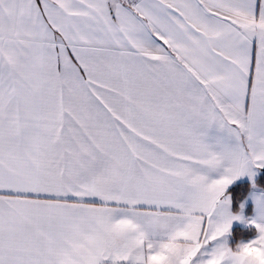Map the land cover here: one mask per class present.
Returning <instances> with one entry per match:
<instances>
[{
	"label": "snow or ice",
	"instance_id": "obj_1",
	"mask_svg": "<svg viewBox=\"0 0 264 264\" xmlns=\"http://www.w3.org/2000/svg\"><path fill=\"white\" fill-rule=\"evenodd\" d=\"M254 167L264 0H0V264H264Z\"/></svg>",
	"mask_w": 264,
	"mask_h": 264
},
{
	"label": "trees",
	"instance_id": "obj_2",
	"mask_svg": "<svg viewBox=\"0 0 264 264\" xmlns=\"http://www.w3.org/2000/svg\"><path fill=\"white\" fill-rule=\"evenodd\" d=\"M254 184L260 190H264V169L260 170L258 176L256 177ZM252 183L250 182H237L233 184L227 191V194L231 197L232 210L237 211L239 209L240 203L249 193L252 188ZM247 213L250 214V207L247 208ZM250 227L242 228L235 226L230 232V244L235 242L237 234L241 231H247Z\"/></svg>",
	"mask_w": 264,
	"mask_h": 264
},
{
	"label": "crops",
	"instance_id": "obj_3",
	"mask_svg": "<svg viewBox=\"0 0 264 264\" xmlns=\"http://www.w3.org/2000/svg\"><path fill=\"white\" fill-rule=\"evenodd\" d=\"M262 169H264V167H259V168H256V167H254L253 168V172H254V176L251 178V180H250V178L248 177V175L247 174H244V175H242V176H240V177H238L237 179H235L234 181H232L227 187H226V189H225V193H226V195H228L229 196V194H227V191H228V189L233 185V184H235V183H237V182H250V183H254V181H255V179H256V177L258 176V174H259V172H260V170H262ZM253 191H256V192H258V191H261L260 189H258L257 187H253L252 186V188L250 189V191H249V193L247 194V196L244 198V200L240 203V205H239V209L237 210V211H239L240 210V207H241V204H243L244 206H243V215L244 216H248V215H250L251 213H252V209H253V201H252V198H251V195H250V193L251 192H253ZM231 198V197H230ZM248 207H250V214H248L247 213V208ZM231 210H232V202H231ZM233 211V210H232ZM237 211H233V212H237ZM232 224H233V222H232ZM235 226L234 225H231V227H230V232H231V230L234 228ZM239 227H242V228H247V227H250L249 225H246L245 223H242V225H240ZM228 240H229V243H230V234L228 235Z\"/></svg>",
	"mask_w": 264,
	"mask_h": 264
},
{
	"label": "rangeland",
	"instance_id": "obj_4",
	"mask_svg": "<svg viewBox=\"0 0 264 264\" xmlns=\"http://www.w3.org/2000/svg\"><path fill=\"white\" fill-rule=\"evenodd\" d=\"M229 199H230V207H231V198H230V196H229ZM242 223H243L242 221H235L234 220L232 225H234V226H240V225H242Z\"/></svg>",
	"mask_w": 264,
	"mask_h": 264
}]
</instances>
